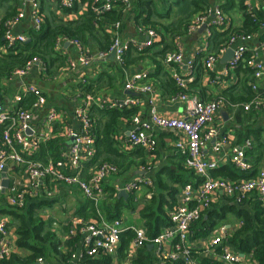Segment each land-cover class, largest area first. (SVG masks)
I'll return each mask as SVG.
<instances>
[{
  "label": "built area",
  "instance_id": "2783aa9c",
  "mask_svg": "<svg viewBox=\"0 0 264 264\" xmlns=\"http://www.w3.org/2000/svg\"><path fill=\"white\" fill-rule=\"evenodd\" d=\"M132 0H58V6L62 12H70L75 17L83 16L86 13L94 14L98 20L120 6L123 11L131 8ZM259 5L253 6L251 0L247 5L252 13L260 7L264 0H258ZM31 7V17L33 28L40 31L43 25V18L40 14V0H28L26 2ZM24 18V13H19L15 18L8 20L5 24L7 31L5 40L7 47L27 42L24 35L15 36L11 32V25ZM218 29H227L229 19L227 15L218 7L214 6L203 14L197 15L191 21L188 31L194 32L202 25ZM121 22L111 25V47L107 53H101L105 57L110 53L114 54V59L119 66L125 65L127 52L134 47L138 52H144L155 44L158 38L154 29L140 28L147 35L145 42H126L122 38ZM264 34V30L262 31ZM208 30L207 41L210 37ZM259 35V34H258ZM253 35H233L226 48L221 53L233 49L234 55L222 73V77H228L236 70L240 63L245 61V54L250 53L251 58L247 60V66L253 71L254 82L251 88L256 93L251 102L244 105L245 111H264V96L258 93L257 83L264 80V57L259 59L257 52L250 51L248 43ZM80 48L78 63L71 62V69H76L77 65L87 67L93 62L79 41H73ZM264 56V41L260 45ZM6 52V48L3 49ZM208 52V43L204 50ZM164 63L173 68L186 66L191 71L195 67V61L186 60L181 49L168 52L163 59ZM218 56L207 55L204 58V67L208 71L213 70ZM38 58L29 61L26 67L16 71L13 76L24 77L35 65L41 66ZM181 92L174 96V101H179L186 105V117L174 118L160 114L154 108L155 95L152 86L149 84V74L147 72L135 73L128 76L124 88L128 92L138 93L145 96L143 100L127 97L120 102H109L94 94H85L84 101L74 111V121L78 129L68 128L64 131L63 138L67 141L74 139L61 153L59 160L48 159L46 162L36 160L34 155L38 153L42 144L52 141L53 136L50 131L55 124L58 112L51 108L45 119L42 129L36 123V113L41 111L47 101L40 89L29 86L23 89V94H31L35 101L30 109L5 108L0 103V200L6 206L23 209L30 201L38 198V195L45 187L54 185L77 186L83 196L97 205L104 197L103 184L109 177L118 174L119 170L115 165L103 162L91 169L89 177L83 178V173L87 164L95 157V138L92 133V123L90 111L93 107L99 109H121L140 107L141 103L151 107L150 118L143 122L139 116L133 119L135 130L131 131L128 137L127 149L133 147H144L149 154L155 151V142L152 140L150 132L153 128L174 130L180 134V139L175 143V150L184 157L185 167L193 171L201 178L198 188L191 183L186 184L181 191V201L175 205L168 216L169 226L163 228L154 238H149L147 232L142 228L126 229L122 219L107 221L103 217L99 220L87 221L83 218L74 217L67 226L69 227L68 238L80 237L81 253L73 255L74 263L80 262L84 256L112 257L116 264H135L137 254L146 244L151 243L154 247V254L157 264H198L193 249L189 245L191 228L199 222L203 215L211 208L214 197L221 193L227 196L236 205H241L256 194L258 200L264 207V168H262L254 179L230 181L226 179H214L210 176V171L216 170L222 161H230L240 172H248L252 165L248 161L247 153L252 148V142L246 140L236 144L230 135L224 134L215 125L217 113L228 106V101L218 98L213 101L204 102L196 96L190 95L187 90V80L179 73H174ZM20 101V96L17 101ZM214 140L213 152L219 157L215 160L205 158L204 149L207 143ZM229 149L225 153V149ZM20 168L28 177L29 183L22 185L18 180L10 178L11 168ZM6 172L8 186H3V174ZM151 185L148 178L137 179L128 183L125 190L127 193H135L144 186ZM121 191V190H120ZM133 231L134 238L129 243L124 252V259L119 262L117 255L121 247V235L126 231ZM230 232L225 225L220 226L212 235L210 243L205 245V249L213 251L222 264H249L245 256L236 252L228 238ZM220 251V252H219ZM14 253L12 235L9 228V219L0 217V262L10 259ZM119 257V256H118ZM38 264H46L43 259H38Z\"/></svg>",
  "mask_w": 264,
  "mask_h": 264
},
{
  "label": "crops",
  "instance_id": "0c3cea01",
  "mask_svg": "<svg viewBox=\"0 0 264 264\" xmlns=\"http://www.w3.org/2000/svg\"><path fill=\"white\" fill-rule=\"evenodd\" d=\"M26 2H28V0H0V32L2 30V25L3 29L6 30L5 24L8 20L15 18L19 13L23 12L24 18L11 25V32L15 36L24 35L27 41L30 39L28 33L33 28V20L31 17V7ZM155 2L157 4L156 10L158 14L152 18L154 25H149L147 27H139L135 22L131 13L133 0L129 10L124 12L122 9L125 14V18L121 23V32L124 41L129 43L147 41V35L143 33L140 28H144L143 30L154 29L158 35L153 47L145 50L143 54L138 55L134 50H131L126 56L128 66H125L124 69L120 68L114 58H111V53L105 57H101L102 52L96 40H92L90 44L86 46L80 42L84 52L93 58V62L87 67L77 65L76 69H71V62L78 63L80 48L72 44L73 41L59 38L54 51L63 57V67L56 68L55 65L52 69V74L48 75L46 65L41 61V66L35 65L24 77L12 76V78L1 81L0 89H9L7 96H5V99H7L5 101L6 105L3 106L7 109L14 108L19 101H17V98L23 93V89L29 86L40 89L47 103L41 111L36 113V123L42 129L49 110L55 108L58 112V117L55 124L48 132H51L53 136L52 140L63 139L65 141L64 148H66L68 144H71V141H67L63 138L64 131L71 127L78 129V125L74 121V111L82 105L85 95H83V89L86 85H89V83L90 85L92 84V89H94V93H92L95 96L109 102H120L127 97L143 100L145 96L134 92L129 94L124 88V83L128 76L139 72H147L149 74L148 82L152 86L155 95L154 108L160 114L174 118L187 116L186 105L173 100L174 96L181 92V89L174 80L179 90L176 93H172L174 73H179L187 80L186 92L198 97L204 102L221 98L224 92L237 88L243 78L242 74L238 75L234 70L228 77L221 76V73L228 68L231 61L229 60L227 64L222 63V59L226 56L227 51L219 53L218 61L215 63L213 70L208 71L205 69L204 59L200 57L201 53H205L204 50L207 43L209 44L207 41V34L211 27L205 24L197 28L194 32L189 33L188 27L191 21L187 24L186 16L191 12L190 2L185 1L181 5H175V0H155ZM251 4L256 6L259 5V2L258 0H251ZM165 5H168L165 10L167 12L158 11L160 7L162 8ZM118 8L121 9L120 6ZM167 13L169 14L168 16ZM40 14L43 21L48 18L51 21H62L65 23L77 20L80 17H75V15L70 12L60 11L58 0H40ZM227 17L229 19L228 28L239 29L243 26L244 16L239 9L231 11ZM102 29L103 30L97 33L98 38L100 39L102 36L103 40L105 35H109L111 41V25H104ZM262 35L263 32L259 35H253L252 40L248 43L249 50H256L257 57L261 60L264 57L260 49V45L263 41L261 39ZM1 40L4 41V38ZM1 48L2 47H0V50ZM132 48L134 49V47ZM178 49L183 51L186 60H193L196 62V70L194 69L191 71L186 66L175 69L164 63V56L168 52ZM249 85L251 86V83ZM257 86L258 89L259 87L264 88V80L259 81ZM21 98L20 96V100ZM138 108L139 111L136 116H139L143 122H146L150 118L151 107H149L147 103H141V106ZM237 109L238 108L230 107L221 109L215 117V125L221 129L224 134L230 135L236 144L243 143L246 140L254 142L252 138H246V133L257 130H263L264 133V111H253L255 115L252 118H245L244 123H239L235 120V111ZM133 119L131 121H121L117 129L114 140L120 152H135L136 148L134 149V147H129L127 149L129 134L131 131L135 130ZM150 135L155 142V151L153 154H149L147 149L142 147L141 153L129 156L128 160L133 162V166L126 172L122 170L120 175H118V173L115 176L109 177V179L104 182V197L98 203L100 214L105 216L107 212L106 209L114 215L119 214V218L123 220L126 229H145L149 238H151V235L148 232L146 219L143 218V211L147 208L148 204L152 201H158L159 199L160 191L157 190V187L155 188V176L161 173L165 181H168L167 177L169 171L172 175L179 166H185L180 158V154L174 147L175 143L180 139V134L178 132L153 128ZM214 142V140L209 141L204 149L205 158L208 160H215L219 157V155H215L213 152L212 148ZM228 152L229 149H225V153ZM96 153L97 147L95 146V156ZM101 161L102 159L98 160L99 163ZM248 161L251 163L249 158ZM230 163V161H222L218 168H223ZM97 165L89 167V164H87L85 172L83 173V178L87 179L91 169L95 168ZM9 176L10 178L12 177L18 180L22 185L29 183L28 177L20 168H11ZM142 178H148L151 181V185L144 186L135 193H128L129 197L127 199L123 197L118 198L120 190L125 189L128 183ZM198 184L199 183L193 185L195 188H198ZM182 189L176 196V205L181 201ZM82 195V192L77 186L60 184L52 187H45L38 195V198L34 199L35 204L44 202L42 206L34 210V215L43 221L52 220L54 222L53 230L59 235V238L62 239L61 249L65 253L73 251V245H71V247L65 245L71 238H68V234H62L61 229L63 224L67 226V223L76 217L75 214L85 206L86 203ZM112 195H114V197ZM121 200H123V203H120ZM227 200L229 201L230 199L218 193L213 199L212 207L214 206L218 210L222 209L227 205ZM128 202L130 203L128 204ZM230 203L231 205L237 206L232 200H230ZM30 205L31 203H28L27 206H25L26 209H28ZM1 206H6L2 200H0V212L2 211ZM5 217L9 219V228L14 248L13 255L18 254L20 257H25L27 253L19 250L16 246L17 221L12 217ZM100 217L102 216H99V219ZM99 219H90L88 221ZM222 225H225L229 232L232 233L240 223L233 215H228L226 222ZM192 228L189 245L193 249L197 260L201 262V260L204 259L212 264L219 261L213 251L205 249V245L210 243L212 235L218 228L207 238L195 237L197 232ZM80 241L74 245L76 249L74 255L81 253ZM120 250L117 255L119 262L124 259V252L121 253ZM147 254L156 259L154 247L151 243L146 244L139 250L137 259L140 256L145 257ZM116 263L115 261L112 262V264ZM46 264L48 263L46 262Z\"/></svg>",
  "mask_w": 264,
  "mask_h": 264
},
{
  "label": "trees",
  "instance_id": "16d2710c",
  "mask_svg": "<svg viewBox=\"0 0 264 264\" xmlns=\"http://www.w3.org/2000/svg\"><path fill=\"white\" fill-rule=\"evenodd\" d=\"M189 1L191 12L186 16L187 24L194 19L197 15L203 14L208 9L218 6L225 15L229 16V13L235 9H239L244 16L243 26L239 29H218L217 27H211L210 37L208 38V52L202 54L200 58H206L207 55L218 56L221 50L227 47L230 38L233 35H258L264 30V4H261L254 12L249 11L247 5L249 0H175V5H181L183 2ZM117 6L114 10L107 13L102 20H98L92 13H86L80 16L77 20L71 22L51 21L48 18L43 21V25L40 31H36L32 28L28 36L31 40L30 43L16 44L13 47H7L5 40V34L7 29H3L0 32V82L12 78L13 74L26 67L27 63L33 58H38L45 63L47 74H52L54 66L56 68L63 67L64 59L58 55L54 50L59 38H65L70 41H79L83 45H88L92 40L98 41L100 51L107 53L111 47L110 36L105 35L102 40V36L99 39L97 33L102 29L104 25H112L115 22H121L125 18V14L122 8ZM157 4L155 0H133V6L131 13L135 19V22L139 27H147L154 25L152 18L157 15ZM169 14L167 13V16ZM193 18V19H192ZM3 24V23H2ZM4 38V41L1 39ZM264 41V34L261 36ZM103 41V42H102ZM6 48V52L3 49ZM134 50L136 54L141 55L143 52H138L132 47L127 52L130 53ZM127 56V55H126ZM251 58L250 53L245 54V61L240 63L235 72L238 75H243L239 86L235 89H231L223 93V96L228 101V107L238 108L235 111L236 122H245V118H252L255 113L254 110L245 111L244 105L251 102L256 93L253 92L251 82H254L253 71L247 66V60ZM125 65L120 68H125ZM203 67V64H202ZM196 68V62L195 67ZM122 69V70H123ZM193 69V70H194ZM196 70V69H195ZM47 76V75H46ZM172 93L178 92L179 88L173 79ZM1 87V86H0ZM177 88V89H176ZM9 89H0V103L6 105L5 96H7ZM84 94H93L92 84L86 85L83 89ZM93 92V93H92ZM258 93L264 96V88L258 89ZM4 95V99H3ZM16 104L14 109H30L35 101V97L31 94L24 95ZM138 107L121 108V109H99L93 107L90 111L92 123V133L95 138V146L97 147L96 156L89 163L90 166H95L103 162L115 165L119 174L121 171H127L133 166V162L128 160L129 156L139 154L142 152V147H134L135 152L126 151L120 152V149L115 145L114 137L117 134V129L121 121H131L133 117L138 113ZM2 128L0 127V130ZM246 138H252V148L248 151L247 157L251 160L252 168L248 172H240L236 169L233 163L226 165L223 168L210 171V176L214 179H226L230 181L238 180H250L254 179L261 168L264 167V133L263 130L249 131L246 133ZM65 141L63 139H56L42 144L40 150L34 158L46 162L48 159L59 160L61 153L64 149ZM141 148V149H139ZM133 149V150H134ZM132 150V149H131ZM251 156V158H250ZM182 162H185L183 156L180 155ZM102 161L99 163L98 160ZM144 164V163H143ZM185 165V163H184ZM183 165V166H184ZM262 166V167H261ZM85 172V171H84ZM168 181L158 173L155 176V188L160 191L158 201H152L147 205V208L143 211V218L146 219V225L151 238L156 237L163 228L169 226L170 220L168 211L175 207L179 191L188 183L197 184L201 182V178L197 176L193 171L188 170L185 166L178 167L176 172L171 175L168 172ZM114 197V195H112ZM85 206L81 208L76 217L83 218L84 220L99 219L102 216L105 220L111 222L116 219H120L119 214L114 215L106 209L105 216L100 214L99 204L96 206L94 202L86 199ZM130 199V198H129ZM129 201V200H128ZM228 201V200H227ZM33 200L30 207L26 209L17 208H5L0 212L1 216H9L17 221V241L16 246L19 250L26 252L25 257H20L18 254L12 255L10 259L0 262V264H38V259H43L48 264H112L113 259L111 257H88L84 256L80 262L74 263L72 257L75 252V246L80 237L70 239L66 242V246L71 247L73 245V251L65 253L62 247V239L53 230V221H43L39 217L34 215V210L44 204L34 203ZM123 203V200L120 201ZM119 203V204H120ZM130 202H128L129 204ZM27 206V205H26ZM128 208V207H126ZM168 209V211H167ZM233 215L240 225L230 234L228 242L232 248L245 256L246 260H249V264H264V207L258 200L256 194H253L249 199L244 201L241 205H231L230 200L227 205L222 209L212 207L203 215L201 220L193 226L195 230V237L207 238L211 233L226 222L227 216ZM62 234L67 235L69 228L62 226ZM133 231H126L121 235V253L125 252L129 243L133 240ZM72 249V248H71ZM220 252V251H219ZM204 259L199 264H212ZM204 262V263H203ZM135 264H157L149 254L145 257L140 256ZM174 264H181L180 262ZM213 264H221L220 261H216Z\"/></svg>",
  "mask_w": 264,
  "mask_h": 264
},
{
  "label": "water",
  "instance_id": "95a60500",
  "mask_svg": "<svg viewBox=\"0 0 264 264\" xmlns=\"http://www.w3.org/2000/svg\"><path fill=\"white\" fill-rule=\"evenodd\" d=\"M30 42H31V40L29 39L27 41V43H30ZM233 55H234L233 49H228V51L226 52V56L224 57V59H222V63L227 64L229 62V60L232 59ZM111 58L112 59L114 58V54L113 53H111ZM129 94H131V92H129ZM73 141H74V139L71 140V143H73ZM3 178H4L3 186H4V188H6L8 186V179L6 178V172L3 174ZM122 197L126 198V199L129 197V194L127 193V191L121 190L119 192L118 198H122ZM241 256H244V255H241Z\"/></svg>",
  "mask_w": 264,
  "mask_h": 264
},
{
  "label": "rangeland",
  "instance_id": "374dc122",
  "mask_svg": "<svg viewBox=\"0 0 264 264\" xmlns=\"http://www.w3.org/2000/svg\"><path fill=\"white\" fill-rule=\"evenodd\" d=\"M171 1H173V0H171ZM167 6H168V5H165V6H163L162 8L160 7L158 11H165ZM165 12H167V11H165ZM5 208H9V206H1V209H2V210H4ZM39 214H40V213H39Z\"/></svg>",
  "mask_w": 264,
  "mask_h": 264
}]
</instances>
